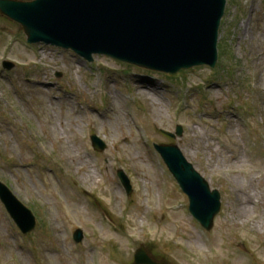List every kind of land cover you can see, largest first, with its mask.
I'll list each match as a JSON object with an SVG mask.
<instances>
[{"label":"rangeland","instance_id":"obj_1","mask_svg":"<svg viewBox=\"0 0 264 264\" xmlns=\"http://www.w3.org/2000/svg\"><path fill=\"white\" fill-rule=\"evenodd\" d=\"M26 40L0 14V181L42 226L24 235L0 201V264H131L142 244L165 264H264V0H228L214 70L89 63ZM178 126L181 137L162 132ZM154 143L178 144L220 192L211 231L188 214Z\"/></svg>","mask_w":264,"mask_h":264},{"label":"water","instance_id":"obj_2","mask_svg":"<svg viewBox=\"0 0 264 264\" xmlns=\"http://www.w3.org/2000/svg\"><path fill=\"white\" fill-rule=\"evenodd\" d=\"M225 8L226 0H0V12L21 24L30 42L73 49L89 60L102 54L167 73L216 65ZM157 148L189 196L191 212L211 229L220 194L211 192L178 146ZM0 197L20 228L31 231V212L1 183ZM134 264L159 263L142 247Z\"/></svg>","mask_w":264,"mask_h":264},{"label":"bare ground","instance_id":"obj_3","mask_svg":"<svg viewBox=\"0 0 264 264\" xmlns=\"http://www.w3.org/2000/svg\"><path fill=\"white\" fill-rule=\"evenodd\" d=\"M155 103H156V104H159V103H157V102H155ZM89 177H90V178H93V175H89Z\"/></svg>","mask_w":264,"mask_h":264}]
</instances>
